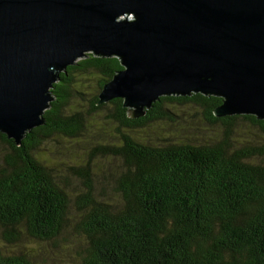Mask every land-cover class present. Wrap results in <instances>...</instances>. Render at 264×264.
<instances>
[{
    "label": "trees",
    "instance_id": "obj_1",
    "mask_svg": "<svg viewBox=\"0 0 264 264\" xmlns=\"http://www.w3.org/2000/svg\"><path fill=\"white\" fill-rule=\"evenodd\" d=\"M121 69L115 57L87 54L59 74L45 123L26 132L19 147L0 133L9 148L0 154L2 240L56 242L74 221L88 244L75 264H264V120L216 118L222 100L201 94L160 97L145 116L130 119L121 99L97 105L102 87ZM74 75L96 78L94 92L73 90L81 85ZM80 96L86 109L70 110ZM186 104L200 109L209 125L221 126L219 139L142 137L156 124L174 123L173 108ZM95 115L113 124L114 141L93 145L85 164L70 168L84 188L72 209L66 181L36 153L54 137L81 139L84 121ZM241 123L254 130L252 139L238 136ZM95 159L119 163L108 175L118 204L96 197ZM0 264L33 263L0 251Z\"/></svg>",
    "mask_w": 264,
    "mask_h": 264
},
{
    "label": "water",
    "instance_id": "obj_2",
    "mask_svg": "<svg viewBox=\"0 0 264 264\" xmlns=\"http://www.w3.org/2000/svg\"><path fill=\"white\" fill-rule=\"evenodd\" d=\"M89 53L118 59L97 105L121 99L130 119L201 94L216 118L264 120V0H0V133L19 147Z\"/></svg>",
    "mask_w": 264,
    "mask_h": 264
},
{
    "label": "rangeland",
    "instance_id": "obj_3",
    "mask_svg": "<svg viewBox=\"0 0 264 264\" xmlns=\"http://www.w3.org/2000/svg\"><path fill=\"white\" fill-rule=\"evenodd\" d=\"M84 80H82V79ZM81 82L80 86H75L73 90L92 94L97 83L96 78L91 75H74V83ZM79 88V89H78ZM81 97V96H80ZM86 97L81 100H72L68 108L70 110H84ZM176 115L174 123H159L146 130L143 138L152 139L164 137L166 139L189 138L195 142H213L222 135V129L219 124L209 125L202 115V111L190 104L176 106L173 108ZM84 133L79 140H68L64 137H54L45 141L36 153V157L43 162L54 173L66 181L65 189L72 196V209H74L75 198L83 193L84 188L81 181L74 177L70 168L83 166L87 161L91 147L98 143H113L112 131L113 124L108 122L102 115L89 117L84 121ZM238 136L244 139H252L254 130L244 123L236 127ZM147 133V134H146ZM139 134V133H138ZM9 151L0 140V154L3 156ZM118 162L111 160H93L92 176L95 182V195L99 200L110 204H118L119 197L114 190V177L110 178L109 171L115 170ZM87 239L76 227L75 222H71L64 232L56 239V242H33L23 239L17 244H8L1 237L0 228V251L3 255L25 256L33 264H75L77 253L82 247H87Z\"/></svg>",
    "mask_w": 264,
    "mask_h": 264
}]
</instances>
